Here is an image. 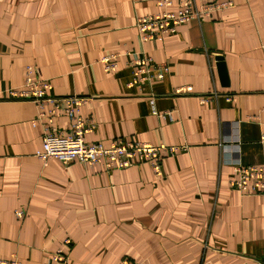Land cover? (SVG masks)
<instances>
[{
    "label": "crops",
    "instance_id": "crops-1",
    "mask_svg": "<svg viewBox=\"0 0 264 264\" xmlns=\"http://www.w3.org/2000/svg\"><path fill=\"white\" fill-rule=\"evenodd\" d=\"M232 1L142 43L135 20L159 10L154 0H0V94L20 88L32 65L51 82L50 94L90 97L80 108L95 123L87 142L186 146L162 157L160 175L147 162L105 170L41 160L45 123L35 104L5 97L0 259L43 264L65 247L67 264H259L264 194H242L229 181L235 163H264V0ZM139 52L168 65L164 78L146 87L156 114L148 96L125 86L127 60ZM112 54L117 67L106 71L101 59ZM184 86L190 93L175 92ZM168 110L172 119L163 116ZM54 124L69 126L63 115Z\"/></svg>",
    "mask_w": 264,
    "mask_h": 264
},
{
    "label": "built area",
    "instance_id": "built-area-1",
    "mask_svg": "<svg viewBox=\"0 0 264 264\" xmlns=\"http://www.w3.org/2000/svg\"><path fill=\"white\" fill-rule=\"evenodd\" d=\"M159 10L139 16L135 20V28L140 42L160 40L167 34L174 32L183 23L190 20L198 22L212 15L213 12L233 6L232 0H154ZM117 54L106 55L101 61L106 71H114L117 67L114 58ZM126 66L131 69V78L125 84L126 88H136L139 96H148L152 113L156 114L153 94L147 95L146 87L155 80H161L168 72V65L156 62L143 52L133 53L127 60ZM51 82L39 78L32 65L24 68V82L20 88H10L6 96L0 94V101L20 99L32 101L36 108V119L44 121L41 148L36 156L41 160L55 158L62 162L78 161L86 165L101 164L105 170L124 169L136 161L147 162L154 174H161V159L177 152L186 150L185 145L152 144L146 141L114 139L107 145L100 142H87L85 135L95 128L94 121L81 114L80 108L90 97L81 95H53L50 94ZM190 93V86L176 88V93ZM215 95V93H213ZM206 101L201 96L200 102ZM264 111V106L261 108ZM58 115L67 118L69 126L61 130L54 124ZM163 116L172 119V110L163 112ZM264 140V134L262 135ZM235 177L229 181L232 188L242 194H264V163L241 164L233 166ZM15 215L22 217V210H16ZM64 246L69 240H64ZM64 247H58L50 254L43 264H67L68 255ZM0 264H21L16 255L0 259ZM120 264H137L129 259L121 260Z\"/></svg>",
    "mask_w": 264,
    "mask_h": 264
},
{
    "label": "water",
    "instance_id": "water-1",
    "mask_svg": "<svg viewBox=\"0 0 264 264\" xmlns=\"http://www.w3.org/2000/svg\"><path fill=\"white\" fill-rule=\"evenodd\" d=\"M216 69L222 85L226 86L228 82V77H227L225 63L221 56L216 57ZM259 264H264V258L259 260Z\"/></svg>",
    "mask_w": 264,
    "mask_h": 264
},
{
    "label": "rangeland",
    "instance_id": "rangeland-1",
    "mask_svg": "<svg viewBox=\"0 0 264 264\" xmlns=\"http://www.w3.org/2000/svg\"><path fill=\"white\" fill-rule=\"evenodd\" d=\"M155 61V60H154ZM162 63H165V62H162ZM59 96H61V95H59Z\"/></svg>",
    "mask_w": 264,
    "mask_h": 264
}]
</instances>
